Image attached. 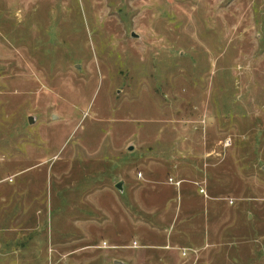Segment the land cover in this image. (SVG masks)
Returning a JSON list of instances; mask_svg holds the SVG:
<instances>
[{"label": "rangeland", "instance_id": "374dc122", "mask_svg": "<svg viewBox=\"0 0 264 264\" xmlns=\"http://www.w3.org/2000/svg\"><path fill=\"white\" fill-rule=\"evenodd\" d=\"M84 230L264 264V0H0V264H103Z\"/></svg>", "mask_w": 264, "mask_h": 264}, {"label": "crops", "instance_id": "0c3cea01", "mask_svg": "<svg viewBox=\"0 0 264 264\" xmlns=\"http://www.w3.org/2000/svg\"><path fill=\"white\" fill-rule=\"evenodd\" d=\"M32 120V119H31ZM131 149V148H130ZM133 150V149H132ZM27 177H20L18 181V186L16 185V191L10 195V197H19L18 195H21L19 197L22 201V203L27 204L28 214L26 213V216L28 218H31V223H34L33 226L30 229H27V232L23 234V236L30 239L31 244L30 248H34V251L31 253H27L28 258L35 259V260H42L43 255V240H44V198L41 200V204H36L35 206L32 205L31 202L23 201V199L26 198V196H23L24 185L26 184L25 180ZM22 180V182H21ZM9 184L11 186H14L15 180L11 179ZM202 190H204V193L201 191L200 194L207 196V189L202 187ZM9 197V198H10ZM7 202V201H6ZM5 202V203H6ZM8 203V202H7ZM16 208L12 209L10 215L11 219H9L8 222H5L3 225L4 229L9 230L7 227L10 228V230L14 231L16 230V226L18 225L19 218L17 217L18 214L15 211ZM22 227V226H19ZM77 222H74V230H76ZM12 231V232H13ZM22 231V230H21ZM107 231V230H106ZM13 234V233H12ZM84 234L86 237L84 238H78V237H68V243L71 245V247H74V250L77 249H83L84 247L87 250H91L93 247L99 250H104L105 254H101L100 259L103 264H183V261L185 258L190 256L191 253L185 249L186 246L177 245L175 241L172 239H157L155 241H145L143 240V237L136 238L133 242L129 243H120L119 240L115 242L110 237L109 240H103L100 241L99 245L92 241V239H89L87 237V230H84ZM17 235V234H16ZM22 235V233L20 234ZM32 235V237H31ZM50 238V246L51 254L50 257L53 256V235L51 234ZM15 238V237H14ZM20 238V237H18ZM16 241V239L14 240ZM98 245V246H97ZM78 246H81L78 248ZM2 247V246H1ZM0 247V248H1ZM8 248V246L5 244V249ZM187 248V247H186ZM78 255H88V253H74L73 258L77 257Z\"/></svg>", "mask_w": 264, "mask_h": 264}, {"label": "water", "instance_id": "95a60500", "mask_svg": "<svg viewBox=\"0 0 264 264\" xmlns=\"http://www.w3.org/2000/svg\"><path fill=\"white\" fill-rule=\"evenodd\" d=\"M130 150H132V148H131ZM121 186H122V185H121V184H119V185H118V188H121Z\"/></svg>", "mask_w": 264, "mask_h": 264}, {"label": "built area", "instance_id": "2783aa9c", "mask_svg": "<svg viewBox=\"0 0 264 264\" xmlns=\"http://www.w3.org/2000/svg\"><path fill=\"white\" fill-rule=\"evenodd\" d=\"M202 192L204 193V190H202Z\"/></svg>", "mask_w": 264, "mask_h": 264}]
</instances>
